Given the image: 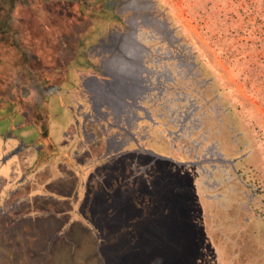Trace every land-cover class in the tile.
Returning a JSON list of instances; mask_svg holds the SVG:
<instances>
[{
    "label": "rangeland",
    "instance_id": "1",
    "mask_svg": "<svg viewBox=\"0 0 264 264\" xmlns=\"http://www.w3.org/2000/svg\"><path fill=\"white\" fill-rule=\"evenodd\" d=\"M35 1L40 0L27 2L31 27L45 25L44 33L29 34L19 27L21 21H26L19 14L24 0H7L0 9V16H12L7 24L6 19L0 20V96L12 95L20 107L33 105L37 109L30 110L33 120L49 115L50 94L57 89L49 83L47 90H40L46 85L45 78H52L59 65L55 61L59 51L54 45L64 41L65 34L77 31L79 36L80 31L85 32L89 28L86 17L94 16L93 7L86 14L85 9L77 6L83 0L68 7L64 0H43V4ZM84 2L87 5L90 1ZM157 2L168 15L170 30L184 40L215 77L231 118H236L235 124L231 119L236 142L229 143L232 149L244 148L247 152L243 164L236 165L243 176L237 168L235 172L232 167L222 166V162L207 161V153L212 149V157L223 158L222 149L215 141L214 146L209 142L208 147H212L206 150L201 142L193 168L173 163L168 167L158 165L155 173H149L151 177H137L138 181L118 178L108 192L102 189L106 184H98L99 197L89 200V209L96 216L94 222L87 227L76 221L69 234L58 235L49 247L56 235L54 231L46 240V250L52 248L55 260L61 263L71 258L72 250L82 254L89 249L104 258L103 264H264V0H258L263 11L255 19L251 16L252 0ZM30 5H38L43 16ZM68 8L72 9L71 16L64 15ZM17 32L20 37L26 33L30 40L21 38L19 45ZM52 52L55 57L50 59L46 55ZM124 73L130 81L128 87L137 84L136 73ZM52 103L50 113L54 109ZM188 108L192 112L198 109L192 104ZM186 123L185 119L184 131L191 130L184 134V139L193 142L197 138L192 139L191 134L204 127ZM244 182L250 184L246 186ZM83 191L77 193L75 200L86 198ZM6 215L0 222L9 219ZM5 226L8 227L7 223ZM12 232L22 238L12 240L11 253L8 240L3 242L0 238V253H4L0 257H5L4 262L11 259L9 262L15 264H33L37 257L28 252L35 243L26 240L19 228Z\"/></svg>",
    "mask_w": 264,
    "mask_h": 264
},
{
    "label": "flooded vegetation",
    "instance_id": "2",
    "mask_svg": "<svg viewBox=\"0 0 264 264\" xmlns=\"http://www.w3.org/2000/svg\"><path fill=\"white\" fill-rule=\"evenodd\" d=\"M64 1L67 7L76 3ZM84 1L77 6L86 14L94 8L93 17L85 16L89 28L79 36L77 31L65 34L54 45L59 65L40 88L47 90L49 83L57 88L50 94L49 115L33 120V105L20 107L12 95L0 96V218L6 213L8 220L12 215L36 222L52 217L63 223L54 234H69L76 221L89 227L96 217L89 200L99 197L97 186L106 184L102 189L108 192L118 178L151 177L163 164L193 168L201 142L206 150L215 141L222 149L223 158L212 157V149L207 161L222 162L243 176L236 165L243 164L247 152L230 145L236 142L231 124L236 118H231L215 77L170 30L157 0ZM27 2L19 11L22 19L29 14ZM71 12L68 8L64 15ZM44 27L36 30L44 33ZM26 33H15L19 45L21 38L30 40ZM46 56L55 57L53 52ZM124 71L137 74L139 87H128ZM190 104L198 109L192 112ZM185 119L187 126L194 122L205 129L191 134L197 138L193 142L184 139L191 130L184 131ZM81 189L86 198L75 200Z\"/></svg>",
    "mask_w": 264,
    "mask_h": 264
},
{
    "label": "trees",
    "instance_id": "3",
    "mask_svg": "<svg viewBox=\"0 0 264 264\" xmlns=\"http://www.w3.org/2000/svg\"><path fill=\"white\" fill-rule=\"evenodd\" d=\"M2 1V4H0V9H2V7H5V4L7 3V0H0ZM253 3H251L250 8H251V16L253 17L252 19L257 18L258 16L260 17V12L263 11V9H261L262 5L258 4V0H252ZM39 2V1H37ZM36 1L34 3H37ZM260 5V8H259ZM30 7H35L34 9H38L39 7L38 5H30ZM11 10V9H10ZM34 11V10H32ZM1 14V13H0ZM258 14V15H257ZM257 15V17H256ZM255 16V17H254ZM1 19H6V24L7 22L11 21L12 16L8 17V16H0V20ZM26 21H21L20 23V28L24 31H28L30 34H33L35 32H37L36 28H32L31 27V18L30 16H28V18H25ZM261 19V18H260ZM262 21V19H261ZM26 27V29H25ZM262 28H264V23L262 25ZM39 32H40V28H39ZM18 35L20 36L21 34L19 32H17ZM248 41V40H247ZM250 42H255V41H250ZM51 218V219H50ZM47 219V220H46ZM5 223H7L8 227L5 226ZM54 226H51L53 225ZM81 224V223H80ZM63 226L62 224H59V221L55 220L52 217H46V218H41L39 221H35L34 218H27L26 216L23 217L20 220H16L14 217L12 218V220H4L0 222V234H3L0 238L1 240L4 242V240H8L6 243H8L10 245V253L13 250V246H11V242L13 239H21L22 235L20 234H15L12 232L13 229L19 228L23 231V236L26 238V240L28 239L30 241V243L34 244L35 243V247H33L32 245V250H28V253H32L34 257H37L35 259V262L33 264H45V261H52V264H64V262H69V264H103V262H105L104 258L100 257L98 255V252L95 250V252L89 251V249H85V251L80 254V252H77L76 250H72L71 252V258L65 259L61 262L56 261V255L53 252V249H49L46 250V246H47V241L50 238V234H53L54 231L57 232L58 229H60ZM82 226V225H81ZM44 230L48 231V234H42V232ZM52 238V237H51ZM96 238L98 239L97 235ZM98 242V241H97ZM47 243V244H46ZM94 249H95V245H94ZM78 251H80L78 249ZM97 252V253H96ZM93 253V254H91ZM0 255L4 256V253H0ZM6 259L5 257H0V264H15V263H11L9 261H11V259H9V261L4 262Z\"/></svg>",
    "mask_w": 264,
    "mask_h": 264
},
{
    "label": "water",
    "instance_id": "4",
    "mask_svg": "<svg viewBox=\"0 0 264 264\" xmlns=\"http://www.w3.org/2000/svg\"><path fill=\"white\" fill-rule=\"evenodd\" d=\"M58 235H60V234H56V235L51 239V241H50V243H49V247L52 245L53 241L55 240V238H56Z\"/></svg>",
    "mask_w": 264,
    "mask_h": 264
}]
</instances>
